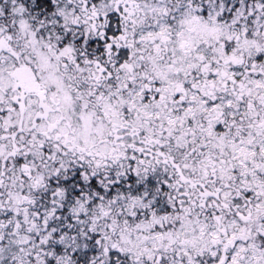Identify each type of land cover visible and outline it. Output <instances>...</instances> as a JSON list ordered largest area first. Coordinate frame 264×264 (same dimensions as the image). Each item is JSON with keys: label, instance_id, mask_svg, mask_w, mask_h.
<instances>
[{"label": "snow or ice", "instance_id": "6c2138e0", "mask_svg": "<svg viewBox=\"0 0 264 264\" xmlns=\"http://www.w3.org/2000/svg\"><path fill=\"white\" fill-rule=\"evenodd\" d=\"M0 264H264V0H0Z\"/></svg>", "mask_w": 264, "mask_h": 264}]
</instances>
